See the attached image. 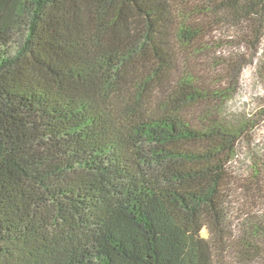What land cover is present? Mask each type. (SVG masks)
Returning <instances> with one entry per match:
<instances>
[{"label":"trees","instance_id":"obj_1","mask_svg":"<svg viewBox=\"0 0 264 264\" xmlns=\"http://www.w3.org/2000/svg\"><path fill=\"white\" fill-rule=\"evenodd\" d=\"M251 65L264 0H0V264L264 261L263 159L239 217L230 173Z\"/></svg>","mask_w":264,"mask_h":264},{"label":"rangeland","instance_id":"obj_2","mask_svg":"<svg viewBox=\"0 0 264 264\" xmlns=\"http://www.w3.org/2000/svg\"><path fill=\"white\" fill-rule=\"evenodd\" d=\"M202 0H189L193 5L198 4ZM214 36V34H212ZM216 35V33H215ZM221 39V35L218 37ZM236 52L229 47H224L217 52V55L226 54L228 52ZM198 64V63H197ZM195 64V66H197ZM201 67H205V64H200ZM252 65L244 67L239 76L236 85V95L227 104V114L237 117L238 115H252L257 111L264 109V88L262 85L252 77ZM261 123V122H260ZM256 126L252 135L249 139L251 141L248 143H243V146L237 150V156L231 164L230 173L231 178L234 179L233 189L235 190L233 199L234 209L237 210V217L241 211L245 210V206H248L252 202L251 194L245 193V191L240 188L244 186V180L247 179L248 169L252 163L253 156H259L263 159L264 163V121ZM264 199H262L263 201ZM261 201V205H262ZM202 236L206 237L205 231H202ZM226 259L229 264H235L238 259L236 254L232 252L225 254ZM259 264H264V261Z\"/></svg>","mask_w":264,"mask_h":264}]
</instances>
